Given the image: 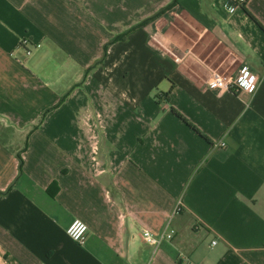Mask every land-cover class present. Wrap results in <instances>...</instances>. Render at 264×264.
<instances>
[{"label":"crops","instance_id":"crops-1","mask_svg":"<svg viewBox=\"0 0 264 264\" xmlns=\"http://www.w3.org/2000/svg\"><path fill=\"white\" fill-rule=\"evenodd\" d=\"M227 2L0 0V264H264V0Z\"/></svg>","mask_w":264,"mask_h":264},{"label":"built area","instance_id":"built-area-1","mask_svg":"<svg viewBox=\"0 0 264 264\" xmlns=\"http://www.w3.org/2000/svg\"><path fill=\"white\" fill-rule=\"evenodd\" d=\"M247 3L248 0H228V2L225 4V8L230 14H234L239 9L245 8ZM20 47L24 48L26 55L29 56L32 54L33 49L39 47V45L33 43L29 38H23L20 41ZM260 82V78L250 74L247 69H243L236 78H227L219 72H213L208 86L210 89L218 90L220 92L235 89L237 91L252 93L258 88ZM221 145L225 146L224 143ZM182 210V202L180 201V204L176 209V213H179ZM87 233V224L79 219H75L67 229V234L79 244L85 243L87 239ZM175 236L176 231L172 228H168L160 235H155L146 230H143L142 232L143 240L155 247H158L164 240L172 241ZM213 245H216V241L213 242Z\"/></svg>","mask_w":264,"mask_h":264},{"label":"rangeland","instance_id":"rangeland-1","mask_svg":"<svg viewBox=\"0 0 264 264\" xmlns=\"http://www.w3.org/2000/svg\"><path fill=\"white\" fill-rule=\"evenodd\" d=\"M14 134V129L10 127L0 126V139L3 141H9Z\"/></svg>","mask_w":264,"mask_h":264},{"label":"trees","instance_id":"trees-1","mask_svg":"<svg viewBox=\"0 0 264 264\" xmlns=\"http://www.w3.org/2000/svg\"><path fill=\"white\" fill-rule=\"evenodd\" d=\"M19 159H20V169H22L23 158H22L21 155H19ZM53 187H55V188L57 189V184H54V185L52 186V188H50V189L48 190V192H49L51 195H54V193H53Z\"/></svg>","mask_w":264,"mask_h":264}]
</instances>
